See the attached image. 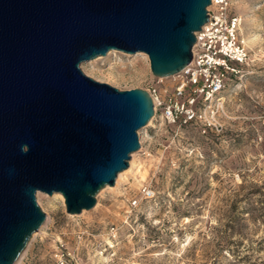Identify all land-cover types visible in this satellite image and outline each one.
<instances>
[{
	"label": "water",
	"instance_id": "95a60500",
	"mask_svg": "<svg viewBox=\"0 0 264 264\" xmlns=\"http://www.w3.org/2000/svg\"><path fill=\"white\" fill-rule=\"evenodd\" d=\"M209 0H0V264L44 222L35 194L66 214L92 209L138 149L153 114L142 89L117 90L79 66L142 53L168 78L191 59Z\"/></svg>",
	"mask_w": 264,
	"mask_h": 264
},
{
	"label": "rangeland",
	"instance_id": "374dc122",
	"mask_svg": "<svg viewBox=\"0 0 264 264\" xmlns=\"http://www.w3.org/2000/svg\"><path fill=\"white\" fill-rule=\"evenodd\" d=\"M230 10L242 40L256 41L216 128L151 116L131 171L88 211L66 214L55 193L36 192L44 222L14 264H264V0H230ZM79 68L117 90L156 86L140 54L111 51Z\"/></svg>",
	"mask_w": 264,
	"mask_h": 264
},
{
	"label": "built area",
	"instance_id": "2783aa9c",
	"mask_svg": "<svg viewBox=\"0 0 264 264\" xmlns=\"http://www.w3.org/2000/svg\"><path fill=\"white\" fill-rule=\"evenodd\" d=\"M205 10L207 20L194 33L189 63L144 90L154 102L152 117L174 125L199 122L202 132L216 128L228 84L238 80L239 67L249 62L239 36L241 18L231 12L230 0H209Z\"/></svg>",
	"mask_w": 264,
	"mask_h": 264
},
{
	"label": "bare ground",
	"instance_id": "6f19581e",
	"mask_svg": "<svg viewBox=\"0 0 264 264\" xmlns=\"http://www.w3.org/2000/svg\"><path fill=\"white\" fill-rule=\"evenodd\" d=\"M242 41H243L244 45H247V44H249V43L255 42V41H256V36H250V37H247V39H244V40H242ZM136 54H140V55H142V56L145 58V55L142 54V53H136ZM134 55H135V54H134ZM80 69H81V71H82V73H83L84 75L88 76L87 72H86L83 68H80ZM88 77H89V76H88ZM150 99H151V98H150ZM151 101H152V105H154V102H153L152 99H151ZM153 108H154V107H153ZM132 164H133V163H132ZM130 171H131V170H130V167H128V168H126L125 170L119 172V173L116 175V184H117V182L119 181L120 178L125 177V175H127L128 172H130ZM116 184H115V186H116ZM54 196H55L56 198H59V200H61V201L63 202V199H62L61 195H59L58 193H55ZM32 237H33V236H32Z\"/></svg>",
	"mask_w": 264,
	"mask_h": 264
}]
</instances>
